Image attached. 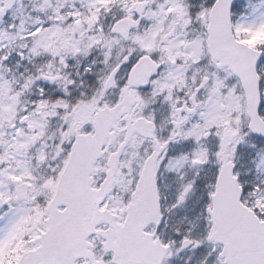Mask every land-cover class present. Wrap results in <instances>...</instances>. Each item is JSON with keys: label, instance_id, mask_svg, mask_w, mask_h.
I'll return each mask as SVG.
<instances>
[{"label": "snow or ice", "instance_id": "1", "mask_svg": "<svg viewBox=\"0 0 264 264\" xmlns=\"http://www.w3.org/2000/svg\"><path fill=\"white\" fill-rule=\"evenodd\" d=\"M0 264H264V0H0Z\"/></svg>", "mask_w": 264, "mask_h": 264}]
</instances>
